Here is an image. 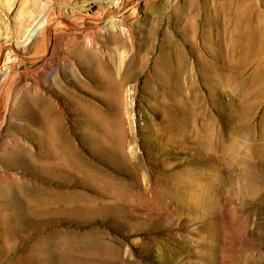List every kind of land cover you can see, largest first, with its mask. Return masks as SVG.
<instances>
[{
	"label": "rangeland",
	"instance_id": "obj_1",
	"mask_svg": "<svg viewBox=\"0 0 264 264\" xmlns=\"http://www.w3.org/2000/svg\"><path fill=\"white\" fill-rule=\"evenodd\" d=\"M111 2L0 0V264H264V0Z\"/></svg>",
	"mask_w": 264,
	"mask_h": 264
},
{
	"label": "bare ground",
	"instance_id": "obj_2",
	"mask_svg": "<svg viewBox=\"0 0 264 264\" xmlns=\"http://www.w3.org/2000/svg\"><path fill=\"white\" fill-rule=\"evenodd\" d=\"M126 0H113V2H111V4H107V6L105 7L106 8V10H105V12L103 13V14H107V13H109V11L108 10H110L111 12H117V11H119V10H121V8H122V6H123V4H124V2H125ZM122 5V6H121ZM112 16V15H111ZM113 18V17H112ZM103 19V18H102ZM121 20V19H120ZM51 22H54V20H52ZM122 22V21H121ZM40 29V28H39ZM38 32H39V30L37 29V27H36V25H32V26H30V27H28V28H26V30L24 31V36H25V38L23 39V41L24 42H26V43H28L29 41H31V40H33L34 39V37L35 36H37L38 35ZM41 32V31H40ZM39 32V33H40ZM49 34V30L47 29V32H46V35H48ZM50 37V36H49ZM2 47H4V46H2ZM1 47V48H2ZM1 50H3V49H1ZM0 56H1V54H0ZM1 60V59H0ZM1 62V61H0ZM10 75V74H9ZM2 84V83H1ZM8 88V87H7ZM9 90H11V87H9L8 88V92H9Z\"/></svg>",
	"mask_w": 264,
	"mask_h": 264
}]
</instances>
